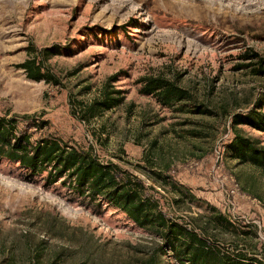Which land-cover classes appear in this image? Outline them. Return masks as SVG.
<instances>
[{"label":"rangeland","instance_id":"1","mask_svg":"<svg viewBox=\"0 0 264 264\" xmlns=\"http://www.w3.org/2000/svg\"><path fill=\"white\" fill-rule=\"evenodd\" d=\"M33 57L56 81L27 77ZM146 77L191 99L163 105L140 91ZM103 92L119 103L94 105ZM252 109L264 113V0H0V116L44 121L29 131L117 164L185 222L215 207L247 232L216 231L223 242L264 262V168L230 148L235 132L264 145V131L232 127ZM70 192L0 159V264H138L147 234Z\"/></svg>","mask_w":264,"mask_h":264},{"label":"trees","instance_id":"2","mask_svg":"<svg viewBox=\"0 0 264 264\" xmlns=\"http://www.w3.org/2000/svg\"><path fill=\"white\" fill-rule=\"evenodd\" d=\"M44 54L43 58H47L55 53L45 49ZM19 67L25 70L29 79L56 81L35 57L26 59ZM142 81L140 91L157 97L163 105L191 99L188 91L173 81L161 77H146ZM103 93L102 101H94V105L105 110L119 103V98ZM94 109L93 104L87 107L85 116L93 115ZM194 110L202 112L197 106ZM29 118L23 116L31 121L20 125L21 119L0 116V159L18 163L30 176H41L48 185L59 181L72 194L82 197L87 205L98 207L106 202L122 211L150 240V244L140 246L143 255L138 264H163L161 256L166 252L172 254L177 264H264L246 247L223 242L220 234L224 231H231L232 236L247 232L215 207L211 206L204 214L189 216V222H185L165 211L159 198L148 192L142 179L123 171L117 164L103 161L90 149H82L53 135L34 136V132L29 131L31 126L38 131L45 122ZM241 124L264 131V113L252 109L234 114L232 127ZM230 148L234 157L264 168V145L235 132ZM181 192L183 197L196 200L193 194ZM184 199L173 198V203L179 208Z\"/></svg>","mask_w":264,"mask_h":264}]
</instances>
